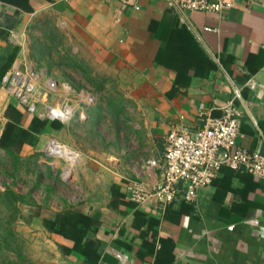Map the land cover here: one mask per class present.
<instances>
[{
    "label": "crops",
    "instance_id": "crops-1",
    "mask_svg": "<svg viewBox=\"0 0 264 264\" xmlns=\"http://www.w3.org/2000/svg\"><path fill=\"white\" fill-rule=\"evenodd\" d=\"M49 15L104 53L107 68L137 79L131 91L142 95L139 125L151 148L145 161L139 151L76 152L78 193L66 199L75 214L57 235L66 251L42 264H264V179L224 168L194 202L163 206L137 203L127 190L137 178L160 182L147 161L162 155L171 129L201 127L200 105L216 115L232 101L240 144L264 152V0H237L221 13H179L168 0H0V68L24 54L9 27ZM46 124L53 134L65 129Z\"/></svg>",
    "mask_w": 264,
    "mask_h": 264
},
{
    "label": "rangeland",
    "instance_id": "rangeland-1",
    "mask_svg": "<svg viewBox=\"0 0 264 264\" xmlns=\"http://www.w3.org/2000/svg\"><path fill=\"white\" fill-rule=\"evenodd\" d=\"M1 1L24 7L26 0ZM54 21L50 15L38 17L39 25L8 31L11 42L23 37L25 45L20 60L0 68V264H42L65 253L57 235L75 214L66 199L78 193L76 152L139 151L145 161L151 148V137L139 125L142 95L131 91L139 89L137 79L107 68L105 54L77 41L73 25ZM16 65L35 78L28 97L37 101L35 112L1 81ZM43 102L60 108L67 103V118L41 117ZM49 121L65 129L53 134ZM51 143L61 148L50 151Z\"/></svg>",
    "mask_w": 264,
    "mask_h": 264
},
{
    "label": "built area",
    "instance_id": "built-area-1",
    "mask_svg": "<svg viewBox=\"0 0 264 264\" xmlns=\"http://www.w3.org/2000/svg\"><path fill=\"white\" fill-rule=\"evenodd\" d=\"M236 1L168 0V3L179 13H221L233 7ZM243 1L251 3L253 0ZM34 79L26 70H21L19 65L8 69L1 78L2 83L30 112L37 109V101H28L35 88ZM44 102L41 117L61 122L67 118L70 112L67 103L61 104L60 108ZM218 110L219 113L213 115L210 109L200 105L198 116L202 120L201 127L191 130L180 126L166 133L162 155L147 161L149 165L160 169L161 180L154 186L141 178L130 180L127 190L134 201L142 204L154 198L162 206L194 202L199 192L208 189L217 173L224 168L248 172L255 178L264 179V152L247 149L239 142L241 115L237 107L229 101Z\"/></svg>",
    "mask_w": 264,
    "mask_h": 264
},
{
    "label": "bare ground",
    "instance_id": "bare-ground-1",
    "mask_svg": "<svg viewBox=\"0 0 264 264\" xmlns=\"http://www.w3.org/2000/svg\"><path fill=\"white\" fill-rule=\"evenodd\" d=\"M48 148H50V151H58L61 147L59 145H57V144H54V145L50 144V145H48Z\"/></svg>",
    "mask_w": 264,
    "mask_h": 264
}]
</instances>
